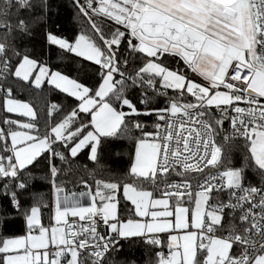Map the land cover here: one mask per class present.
Here are the masks:
<instances>
[{"label":"snow or ice","instance_id":"snow-or-ice-1","mask_svg":"<svg viewBox=\"0 0 264 264\" xmlns=\"http://www.w3.org/2000/svg\"><path fill=\"white\" fill-rule=\"evenodd\" d=\"M0 264H264V0H0Z\"/></svg>","mask_w":264,"mask_h":264},{"label":"trees","instance_id":"trees-1","mask_svg":"<svg viewBox=\"0 0 264 264\" xmlns=\"http://www.w3.org/2000/svg\"><path fill=\"white\" fill-rule=\"evenodd\" d=\"M59 23L63 25V27L69 32L72 31L75 27V23L72 19V15L70 11L64 12L59 17ZM23 119V118H22ZM37 190H43L40 188V182H36ZM121 256H129L131 258L136 259L138 262H142L143 260V249L139 246L137 247H129L128 245H124L123 250L121 252Z\"/></svg>","mask_w":264,"mask_h":264}]
</instances>
